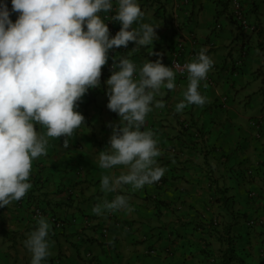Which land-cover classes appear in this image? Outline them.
<instances>
[{
    "label": "crops",
    "instance_id": "1",
    "mask_svg": "<svg viewBox=\"0 0 264 264\" xmlns=\"http://www.w3.org/2000/svg\"><path fill=\"white\" fill-rule=\"evenodd\" d=\"M222 1L192 0L190 11L180 12L176 8L179 1L157 0L152 6L148 0H139L145 13L142 21L158 26L157 39L153 45L146 46L149 47L147 52L152 53L153 50L155 53L147 57L148 60H160L162 53L165 64L178 41L184 39L189 49L198 52L207 49V54L214 61L213 65L218 66V71L212 73L217 79V88L209 90L201 81L200 92L206 97V102L203 105L188 104L182 111H176V104L184 99L183 92L188 81L172 90L161 89L163 94H158L156 99L163 100L164 107L153 105V111L147 115L145 128L153 130L159 141L161 155L157 160L160 166L166 168L161 178L164 185L144 186L139 190L125 186L120 194L130 195L132 211L106 212L104 215L93 212L95 203L104 198L111 200L116 193H109L105 197L101 191L102 174L110 170L99 167L98 153L105 150L106 146L110 147L113 129L107 128L108 122L103 128V116L95 123L94 118L88 115L89 108L84 109L88 97L82 98L85 102H82L81 113L85 121L75 131L76 138L67 148L52 138L47 154L34 159L32 163V188L28 192L32 202L44 205L47 219L50 214L67 219L76 216L72 214L75 211L83 216L78 225L69 227L64 233L55 231L49 220L52 225L49 235L51 243L46 264L53 259H61L62 264H86L84 257L88 252L95 256L93 264H162L166 253L174 254V264H183L185 260L188 264H200L199 259L189 258L188 249L183 247L191 236L192 226L202 217L210 219V200L214 199L212 210L220 220L224 215L221 209L224 196L234 197L238 209L245 206L246 201L253 202L252 206L255 204L260 210L259 214H263L264 198L260 193L264 194V125L263 138L257 142L253 140L255 132L251 121L254 117L264 119V37L248 33L247 38H238V30L227 15L231 8L229 6L223 10ZM244 2L248 12L254 10L259 14L261 21L258 23L264 28V0ZM164 3L167 11L165 15L169 16L166 23L156 15L158 7ZM217 19L223 29L214 37L210 34ZM118 24L122 25L120 22ZM179 24L182 28L180 35L177 28ZM251 38L256 40L257 45L251 46ZM214 39L217 43L211 46ZM191 42L196 46L191 47ZM129 44L136 47L135 42ZM246 46H251L248 52ZM139 49L145 50L143 47ZM239 57L243 60V66L237 73H232L233 63ZM224 97L227 98L225 109L222 108ZM247 108L251 111L247 112ZM110 111L111 120H120L117 112ZM184 124L190 125L189 128ZM88 130L93 134L87 139L91 140V144L83 145L87 141L84 138ZM102 132L103 137L99 138ZM76 139L83 148L80 154L84 168L80 170V175H74L73 166L68 165L80 155L73 149ZM249 168L253 170V175L244 180L243 173H247ZM114 171L118 174L119 169ZM38 173L43 176V185L37 184ZM69 187L75 191L73 197L67 195ZM130 190L131 193H128ZM249 191L257 192L259 198L250 199ZM113 219L121 221L124 226L115 227ZM84 220L92 224L85 225ZM35 227L37 221L30 216L28 206L18 209L13 201L0 208L1 264L2 257L5 258L4 264H11L12 249L16 253H25L23 240ZM105 227L111 229L108 237L102 234ZM150 231L156 237L151 242L143 241L145 233ZM79 238L82 239L81 245L76 244ZM12 243L15 245L12 246ZM148 249L155 250L157 255L150 256ZM52 253L57 256L52 258ZM158 256L161 258H156ZM27 257L24 256L23 263L19 262L25 264Z\"/></svg>",
    "mask_w": 264,
    "mask_h": 264
},
{
    "label": "clouds",
    "instance_id": "2",
    "mask_svg": "<svg viewBox=\"0 0 264 264\" xmlns=\"http://www.w3.org/2000/svg\"><path fill=\"white\" fill-rule=\"evenodd\" d=\"M171 1H179L176 8L180 12L190 11L192 7V0ZM228 1L230 12L236 18L234 2ZM243 2L239 0L244 15ZM11 3L12 12L19 13L15 22L6 0H0V208L14 201L18 209L28 206L30 216L37 221V227L23 240L25 253L11 250V264H18L24 256L31 255L30 264H46L51 243L49 220L55 231L64 233L69 222L77 225L79 219L71 217L67 221L60 217L56 220L50 214L48 220L44 205L32 202L28 191L32 188L33 160L47 154L49 138L65 137L64 147L67 148L69 138L84 125L85 117L77 110L78 101L89 89L101 85L102 68L108 63L109 51L114 47H127L129 42L136 44L130 53L153 45L158 26L142 21L145 13L139 0H11ZM236 19L247 23L246 19ZM118 22L122 27L112 36L109 27L117 29ZM180 26L177 25L178 35L182 32ZM222 29L223 25L217 19L210 35L217 37ZM190 46L196 44L191 42ZM211 46H215V42ZM154 54L152 50L151 55ZM160 55V60L147 59L142 65H137L129 56L114 58L112 74L106 81L108 108L117 112L120 120L113 128L110 147L98 153V164L100 168L110 170L102 174L101 191L105 197L109 193L116 195L111 200L104 198L95 203L93 212L98 215L132 211L130 195L120 194L125 186L139 190L154 183L164 185L161 178L166 168L157 160L161 155L159 141L153 130L145 128L153 105L164 107L165 102L156 99L158 94H163L161 89L172 90L188 81L184 99L176 104V111H182L188 104L203 105L206 102L200 92L201 81L209 90L217 88V79L212 73L218 71V66L213 65L207 49L200 52L189 49L186 40L180 39L165 64L163 54ZM174 61L185 64L188 76L181 78L178 75ZM242 66L243 60L239 57L231 72L237 73ZM226 100V97L222 100L224 109L227 108ZM254 124L259 126L258 129ZM37 125L46 131L39 132ZM251 125L255 132L253 140L260 142L264 119L254 117ZM115 169H119L118 174ZM79 172L76 174L80 175ZM252 175L253 170L249 168L243 173V179ZM37 177V184L43 185L41 173ZM67 194L73 197L75 191L69 187ZM257 194L249 191L248 195L255 200L259 198ZM37 211L41 212L40 217ZM90 223L86 221L85 225ZM113 224L124 226L114 219ZM110 233V227L102 230L105 237ZM76 244L81 245L82 239L79 238ZM148 252L150 256L157 255L153 249ZM173 256L166 253L164 264H168ZM2 258L4 264L5 258ZM84 259L86 264H93L95 256L88 252ZM62 263L61 259H53L49 264Z\"/></svg>",
    "mask_w": 264,
    "mask_h": 264
},
{
    "label": "trees",
    "instance_id": "3",
    "mask_svg": "<svg viewBox=\"0 0 264 264\" xmlns=\"http://www.w3.org/2000/svg\"><path fill=\"white\" fill-rule=\"evenodd\" d=\"M152 6H155V1L157 0H148ZM168 1V0H167ZM7 5L9 8H11V19L13 22L16 21L18 18L19 13L12 12V3L11 0H6ZM223 10H227L229 8L230 4L228 0H223ZM246 6V3H242V6ZM149 7V6H148ZM143 9V8H142ZM231 10V9H230ZM166 4L160 5L158 7V10L156 11V15L159 16L164 20V23H166L167 18L169 17L166 14ZM229 12V11H228ZM254 12V15L252 16V13ZM228 18L231 20V23L236 26V29L238 30L237 37H242V39L247 38L246 35H248V31L251 30L250 34L252 32L254 33L252 36H256L259 38L264 37V28L260 26L258 21L260 22L259 14L252 10L242 14V17L235 14L236 18L238 19H246L247 23L246 25L249 26L248 28L246 25H244L241 21L239 22L235 17L234 14L232 15V11L229 12ZM251 15V16H250ZM255 19L254 21L251 19ZM173 21V19H171ZM166 25V24H165ZM174 26V25H173ZM117 29H112V27H109L110 33L112 36H115L116 33L121 29L122 25H117ZM174 31L177 34V31L174 29ZM248 45V44H247ZM134 45L128 44L127 47L120 46V47H114L109 51V60L108 63L103 66L102 68V75H101V85L97 88H91L89 91L84 95L87 96V102L85 103L84 109H88L90 105H92L95 102V99L93 98L94 94L99 95H107V84L106 81L108 78H110L112 71H113V63L114 58H119L120 56H129L133 61L137 63V65H142L151 55L150 52H147L149 50V47H143L145 49L144 51L142 49H139L133 53H130L134 49ZM248 50L251 48L245 47ZM247 55V53H246ZM246 56H243V60H245ZM186 81H183V84H185ZM97 96V95H96ZM83 97V98H84ZM82 102H85L82 100L78 101V108L77 110L81 112ZM84 104V103H83ZM186 128H189L190 125L184 124ZM41 127V128H40ZM42 129L43 132L46 130L41 126L37 125V130ZM42 130L40 132H42ZM75 133V132H74ZM76 138V136H75ZM75 138H69L70 142H72ZM52 138H49V142ZM56 142L59 143V145L64 144L65 137L56 138ZM75 146V151H78V154L82 152L83 148L81 143L76 142L73 144ZM79 148H81L79 150ZM57 148L53 149L51 153L56 150ZM81 157V158H80ZM82 156L81 154L79 157L76 158L75 161H71L68 163V165L75 166L77 161L81 162ZM73 170V169H72ZM164 184V182H163ZM162 184V185H163ZM155 187H161L157 185V183L152 184ZM145 186H151V185H145ZM261 197L264 198V194H261ZM222 207L224 215L222 216V220L214 214V211L212 210L214 199L210 200L209 207L210 216L208 217H202L199 219V222L192 226V233L189 238H187L186 243L184 244L183 248H187V256L191 259H199L200 264H264V211L263 214H259L260 210L257 208L255 204H252L253 202L247 203L245 202V206L242 208H237L236 203H234V197H227L224 196L222 199ZM218 201V200H216ZM215 201V202H216ZM52 218L56 220H60L61 218L57 215H52ZM72 219L71 217L65 219L69 221ZM57 225V224H56ZM78 225V224H77ZM191 225V224H190ZM73 226L70 222L67 224V226L64 229H69V227ZM63 227V226H62ZM128 227V226H125ZM63 229V230H64ZM62 230V229H61ZM129 230V229H128ZM131 230V229H130ZM129 230V231H130ZM128 231V232H129ZM154 232H148L145 233L143 237V241L151 242L155 238ZM141 242V241H140ZM214 242L217 244L215 247ZM144 255V254H143ZM186 255V254H185ZM141 257L140 255H138ZM148 257L146 254L144 255ZM194 257V258H193ZM156 258H161L160 256ZM211 260H213L211 262ZM187 260L183 262V264H186ZM162 264H164V259L162 258ZM168 264H174L173 259L170 260ZM178 264V263H177ZM180 264H182L180 262ZM188 264V263H187Z\"/></svg>",
    "mask_w": 264,
    "mask_h": 264
},
{
    "label": "rangeland",
    "instance_id": "4",
    "mask_svg": "<svg viewBox=\"0 0 264 264\" xmlns=\"http://www.w3.org/2000/svg\"><path fill=\"white\" fill-rule=\"evenodd\" d=\"M8 9L11 12V10H10L11 8L8 7ZM213 42L217 43L216 39H214ZM255 45H257L256 40L251 38V46H255ZM93 98L95 99V102L92 105L89 106V114L88 115L92 116V118H94V122L95 123L99 120V118L101 116H103V118H104V122L102 123L103 128H104L105 123L108 122L109 125H112L111 127L113 129L118 124L119 120L116 121V120H113V119L111 120L109 118L110 114H111V111L108 108V103H109L108 95H103L102 96V95H99V94H94ZM244 99H246V98H244ZM250 111H251V109L247 108V112H250ZM108 127L109 126H107V128ZM75 136L76 135H74L73 138H75ZM90 137H93V134L90 132V130H88V133L86 134L84 140H87ZM102 137H103V132L99 135V138H102ZM82 144L83 145L91 144V140H87L86 143L83 142ZM103 144H104V142L102 143V145ZM75 148L76 147L74 146V148H73L74 151H75ZM83 163H84V161H83ZM75 164L76 165H75V167L73 166V170H72L74 172V175H76L77 171L83 170V168H84V164H82V160H81V162L77 161ZM83 177H84V173H83ZM63 192H65V191H63ZM128 193H131V190ZM72 214H74L76 216H71V217H75V218L79 219L80 221L83 220V216L79 212L75 211ZM214 245H215V247L217 246V244L215 242H214ZM55 256H57L55 253L51 254L52 258H55ZM31 259H32V255H31V257H27L26 260H27L28 264H30ZM22 260H23V258H22ZM22 263H23V261H22ZM22 263L19 262V264H22Z\"/></svg>",
    "mask_w": 264,
    "mask_h": 264
},
{
    "label": "built area",
    "instance_id": "5",
    "mask_svg": "<svg viewBox=\"0 0 264 264\" xmlns=\"http://www.w3.org/2000/svg\"><path fill=\"white\" fill-rule=\"evenodd\" d=\"M233 2H234V5H235V8H236V10H235V14L239 15L240 17H242V12H241V10H240V3H239V0H233ZM243 24L246 25V21H244ZM184 65H185V64H181V63H179V62H177V61H174V62H173V67L175 68V71L178 73V75H179L181 78H184V77L188 76V75H187L188 72H187L186 69L184 68ZM254 125H255V126L257 127V129H258L259 126H258L257 124H254ZM257 136H258V134H257ZM37 216H38V217L41 216V212H40V211H37ZM105 232H106V231H105Z\"/></svg>",
    "mask_w": 264,
    "mask_h": 264
}]
</instances>
